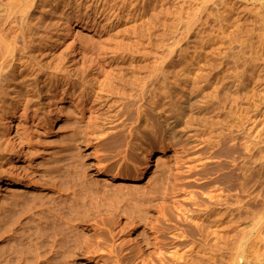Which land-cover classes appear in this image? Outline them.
<instances>
[{"label": "rangeland", "instance_id": "1", "mask_svg": "<svg viewBox=\"0 0 264 264\" xmlns=\"http://www.w3.org/2000/svg\"><path fill=\"white\" fill-rule=\"evenodd\" d=\"M20 1L3 0L10 7L0 5V73L8 71L13 59L16 72L26 80L21 104L28 115L14 121L11 130L15 139L23 140L24 154L13 165L41 184L36 190L0 184V221L10 211L19 215L7 227L0 225V264L27 263L24 243L33 225L28 220L30 201L40 196L34 205L46 202L49 207L54 198L69 204L75 198V181L84 171L82 176L99 188L98 194L78 195L80 202L83 198L87 207L91 203L97 207L105 197L104 203L108 198L107 203L114 205L103 211L93 207L88 226L79 228L91 237L89 244L101 241L92 238L95 232L89 224L94 220L105 221L110 232H105L96 259L78 255L75 264H116L115 257L122 262L118 264H264V0H39L29 9L17 6ZM159 71L163 76H157ZM162 79L172 88H192L193 100L200 101V112L182 138L185 144H179V153L167 149L160 155L154 149L146 174L137 182L97 172V161L103 157L108 156L103 163L123 168L132 162L131 153L126 162L120 160L124 153L116 156L125 149L120 136L128 131L116 126L127 124L125 119L134 114L116 115L118 89L125 83L134 92L146 82L151 89ZM57 85L66 90L70 86L77 96L89 95L92 113L84 97L59 103L61 116L49 120L47 96ZM103 131H112L108 140L119 141L110 152L104 139L100 147L93 142ZM228 131L232 143L219 139ZM65 142L72 145L70 150ZM97 150L106 157L96 155ZM133 154L137 163L138 154ZM200 156H215L209 160L215 165L201 171L205 174L198 183H207L206 189L223 198L229 190L235 199L231 227L224 223L218 232H199L188 222L181 224L173 206L176 201L192 215L204 208L202 202L211 203L207 197L192 200L173 192L187 177L181 174L184 164ZM244 161L248 197L239 169ZM192 188L196 193L202 190ZM120 189L132 199L115 196ZM116 224L125 231L115 229ZM119 238H124L120 245Z\"/></svg>", "mask_w": 264, "mask_h": 264}, {"label": "bare ground", "instance_id": "2", "mask_svg": "<svg viewBox=\"0 0 264 264\" xmlns=\"http://www.w3.org/2000/svg\"><path fill=\"white\" fill-rule=\"evenodd\" d=\"M37 1L39 0H21L20 2H18L17 6H19L21 9H26V8L29 9L35 6ZM1 4L4 5L5 7H10L11 5V3L9 2L3 3V0H0V5ZM11 61H12V65L10 66L8 71L6 73L3 72L0 73V184L5 183L8 186H17L28 190H36L40 188V185L38 184L39 183L41 184V182L38 183V181H34L33 179H30L27 175L23 174L22 172H19L17 168L13 165V161L18 160L24 154L23 144H22L23 140L20 139V141H18V139H15V136L13 137L11 134V130L13 128V122L16 120H20V121L26 120L27 117L26 115H28L27 113L28 109L25 106L22 107L21 104L22 101L24 100L26 80L24 79L22 73L18 74L16 72L17 69L13 64L15 61H13V59H11L10 62ZM163 72L159 71L157 76L158 75L163 76ZM90 80H88V84H91ZM146 84L147 82L141 84L138 87V89L133 92L132 90L126 89L127 87L133 89L131 86H127L125 83H123L124 88H119L116 93V95L119 96L118 97L119 100H117L119 110L116 112V115L121 117V112H124L125 114L128 115H130L131 112H134L132 116L127 117L128 119H125L127 120V124L125 121H122L116 126V127H120V130L124 128L128 129L126 135L120 136L123 138L122 145L124 144L125 149L119 150L116 156H121L124 153L121 156L120 160H123L125 162L127 161L126 160L127 155H130L129 153L132 154L131 157L133 158H131L132 164L130 163L129 166L126 163L127 164V165L125 164L126 167L123 168V166L118 163L115 164L103 163V161L106 158H108V156L106 157L103 153H101L100 150H97L96 155L101 153L106 158L103 157L99 159V161H97L96 170L100 174L107 176V178H114L117 180L123 179V180L137 182L141 180L146 174L147 169L151 163V157L154 153V149H157L160 155L164 154L167 149L173 150L176 154H178L179 146H180L179 144L181 143L185 144L182 141V138L189 131L192 130L194 125L193 119L200 112V108H199L200 101L193 100L194 94L192 88L190 89L185 85L175 86L172 88L165 83L164 79L155 80V83L151 84L153 85V88L151 89H149V86H146ZM49 92L50 94H48L47 96V102L49 107L48 119L53 122H55L62 114V111L58 106L59 103H63L67 101L72 103L75 102L76 100L81 101L84 99V97H85L84 101L87 103L85 107L88 108L92 113L93 106L90 104L91 102L90 96L89 95L86 96V94H83V92H81L77 96L75 89L70 90V86H68V89L66 90L63 88V86L60 87L59 85L55 86L53 89H49ZM227 93H228V97L230 98L231 93L229 92V90ZM229 102L232 103L231 100ZM37 119L40 120L39 118ZM111 132L112 131H103L99 133V135L95 137L93 141L96 147H100L102 142V141L100 142V139L101 140L104 139L103 141H107L106 146L107 149H109L108 152L112 151V148L119 141L117 139L116 140L107 139L108 135H110ZM75 137L76 136H73L71 138L72 141ZM219 139H225L226 143L229 142L232 143V141L234 140L230 131L222 135ZM137 140H139L140 143H137ZM87 141L90 142L91 138H88ZM3 142H5V146H3ZM64 145L66 150H70L72 147V145H69L68 142H65ZM243 145L246 146L245 147L246 149H248L245 143H243ZM117 146L118 145H116L115 147ZM133 152L135 153L137 152L138 154L137 163L133 162V160H136L137 158L136 155L133 154ZM214 157L215 156L209 159L208 157L200 156L193 160L188 161L189 163L184 164L181 174H186L187 177L181 178L179 180L181 181V183L177 185V188H174L175 191H173L177 193L182 192L184 195L188 194L192 200H194V198L196 199L197 195L199 197H207L208 200L211 202L210 204H206L205 201L202 202L204 208L197 209V211L194 212V214L192 215H189L187 209L182 208L176 201L173 202V206L176 207V213H177L176 217H178L180 223L186 224L188 222V224L186 225L189 224H192V226L194 225V227L199 232H207L209 229H211L213 232H218L221 228H223L221 226L224 223L229 228L232 225V215H233L232 198L234 199V197H232L230 191L228 190L227 194H225L223 198V196L220 193H216V190L211 188L206 189V187L208 186L207 183H206L207 185L199 184L200 183L199 180L202 179L201 176H204L201 174L204 172L201 171H203L206 167H209L210 165L213 164L211 162H213L212 160ZM160 160H161L160 157H157L156 162ZM209 160H211V162H209ZM243 163H244L243 166H240L242 168L239 169L241 172H243L242 189L243 192L246 193L247 185H248V178L245 173L247 170V164H246L247 162L244 161ZM214 165L215 163L213 164V166ZM79 169H81V167ZM175 170L179 171V169H175ZM79 171L78 174L81 173V171L80 172ZM82 174L77 177L78 181H75V190H74L75 198L71 199L69 201V204H66L64 199L62 200V203H57V200H54L55 198L53 199V203H52L50 197L51 201H49V203L51 202L50 203L52 205V206L50 205L51 207L44 206L46 202L44 204L43 202H41L40 204H38L39 206H36L34 205V203L37 200V198L40 196H38L37 198H33V200L29 199L32 200V202L30 201L29 203V206L30 204L31 206L28 209L31 211V215H30V219L28 220H31L33 225L31 227L29 226V230L31 232L28 231L29 233L25 237L24 252L26 251V255H27V259H26L27 263L25 264H35V262H39L38 264H75L74 259L78 257V255H83L85 258L88 259H96L95 257H97V255L100 254L101 247L104 246L103 242L106 241V239H104L106 237L105 232L107 231L110 232V230H107L106 227H104L105 221L103 222L102 219H100L101 221L94 220L92 223L89 224L92 227L93 231L95 232L92 238L95 240L97 239L101 240L100 241L101 243L97 241L96 243L93 242L94 244L93 243L89 244L88 239H90L91 237L89 238L86 235L81 234L83 230L81 231L79 230L82 224L87 225L88 222H90L88 216L90 213L91 214L95 213V211L93 210L94 207L92 206L93 203L90 204L91 208L87 207V204L82 203L84 201L81 196L80 197L82 198V201L80 202L81 199L79 198L78 195H83L84 197L87 196L88 194H91V196L94 193L98 194L97 193L98 190L97 191L95 190L97 188L95 187L96 185L90 182L86 178L87 177L86 175L82 176ZM193 176L194 177L196 176L195 177L196 179H193L192 178ZM80 178H83V181H81ZM190 178H192L194 181L186 184L185 181L186 180L188 181V179ZM192 187L197 188L198 190L201 188L202 190L201 192L199 191V193L198 192L196 193V189H193ZM157 190H158L157 187L153 189L154 192H157ZM59 191H62V189H60ZM66 191H68V189ZM122 191L123 189L117 191V193H115V196L117 194L128 195L132 199V194L130 193L122 194ZM152 195L154 194L153 193L149 194L148 197L150 198L152 197ZM246 197H248L247 193H246ZM102 198L100 197V199ZM130 198L128 199L131 200ZM149 198L146 199L148 200ZM34 199L36 200L34 201ZM104 199L105 197L103 198V200ZM107 199L108 198H106L105 203L103 202V200H100V203L101 201L103 203L96 204L97 207L94 208L97 209L98 211L101 210L103 211V209L108 210L109 207H113L114 203L110 202V200L107 203ZM27 200L28 199H26V201ZM29 200L27 202H29ZM23 204H25V199L23 200ZM224 206L227 207L226 210ZM23 207H26V204ZM25 210L26 212L24 213L27 214V211L29 212V210L27 209ZM17 216L19 215H16V212L13 213L10 211V213L6 215V218L0 221V225L5 227L7 223L12 224V221L18 218ZM225 219H227V222L225 221ZM116 228H119V232L125 231V229H123V227H121L120 224L118 225L116 224L115 229ZM177 232L183 233L185 231L180 230L178 228ZM104 235L105 237H103ZM102 238L104 239V241ZM119 239L117 241H119ZM123 239H120V242H118L119 245L121 244ZM83 242L85 243V245H83ZM113 250L115 251V249ZM112 252L110 253L112 254ZM48 253L49 255L45 259V256ZM28 255H30V257ZM115 258L117 260L115 261L116 264L121 262V261L119 262L117 257Z\"/></svg>", "mask_w": 264, "mask_h": 264}]
</instances>
